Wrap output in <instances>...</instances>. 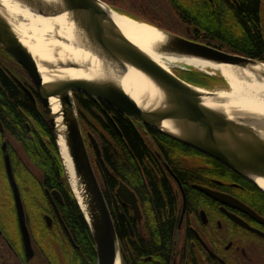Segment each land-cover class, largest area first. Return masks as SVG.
<instances>
[{
    "label": "water",
    "instance_id": "obj_1",
    "mask_svg": "<svg viewBox=\"0 0 264 264\" xmlns=\"http://www.w3.org/2000/svg\"><path fill=\"white\" fill-rule=\"evenodd\" d=\"M13 2L45 17L67 14L74 24L78 39L80 37L82 41L78 48L94 57L99 64V73L94 76L72 77L60 71L82 69L89 73L92 63L73 59L47 61L45 66L49 72L43 74L39 64L41 61L21 41L13 22L8 18V10L0 1V44L25 70L35 86L51 127L57 156L93 239L97 264H121L120 247L111 213L87 149L75 92L92 97L145 126L211 156L264 191V186L259 183V180H264V115L210 106L214 102L224 104L219 94L225 91L194 85L177 74V71L198 70L209 75L212 72L191 66H162L122 32L112 12L127 15L114 10L103 0ZM135 21L153 26L162 33L161 41L153 43L149 49L155 55L195 58L214 65L248 70L254 72L259 80H264L262 61L229 53L144 21ZM129 67L142 73L153 84L155 92L144 93L141 98L128 93L121 79ZM216 72L229 85L221 70ZM15 79L36 102L30 89L17 77ZM55 106L57 110H54ZM0 132H4L1 120ZM89 138L100 155L98 143L91 135ZM2 149L7 177L14 194L23 250L30 259L35 249L6 141ZM53 194L63 201L58 191L54 190ZM119 194L131 196L138 217L140 209L137 199L124 183L120 185ZM47 195L56 207L49 190ZM46 219L50 225L51 218L46 216Z\"/></svg>",
    "mask_w": 264,
    "mask_h": 264
},
{
    "label": "trees",
    "instance_id": "obj_2",
    "mask_svg": "<svg viewBox=\"0 0 264 264\" xmlns=\"http://www.w3.org/2000/svg\"><path fill=\"white\" fill-rule=\"evenodd\" d=\"M152 1L112 0V3L117 7H123L127 3L129 10H125L124 13L135 20L156 25L229 53L264 62V0ZM6 69L13 71L23 82L28 80L30 83L29 78L20 73L19 69L22 71V67L0 46V120L5 129L3 133L0 132V142L2 138H8L11 144L14 142L17 146L18 152L12 149L11 154L16 181L22 190L28 224L32 220L29 213L31 203L35 207L43 208L41 216L44 212L52 210L44 187L50 190L57 189L64 197V204L59 205L61 216L79 246V249L74 248L67 242V238L60 241L45 224L43 227L41 225L37 233L42 242L47 244V248L36 242L37 255L33 264H49L43 260L44 254H72L76 264H96L93 239L57 156L51 127L43 108L39 101L34 103L32 97ZM177 74L188 82L204 88H213L216 85L219 88L227 87L226 81L219 75H209L198 70L177 71ZM189 78L192 81L188 80ZM74 96L83 134L87 138L86 135L89 133L98 140L102 151L99 159L100 171L113 185H117L121 179L133 188L143 186V171L151 178V167L146 160L153 156L150 144L152 139L157 140L172 169L182 181L185 180L181 173L186 169H180V166L184 165L181 158L193 157L191 151L186 150V146L162 134L154 133L152 137L138 126L137 121L104 103L97 102L92 97L77 92ZM88 150L91 158H94L96 153L93 147ZM1 155L0 150V159ZM19 166L23 167L21 174ZM98 169L95 167L102 185L100 178L102 173L100 174ZM4 181L5 183L0 182V187L9 188L6 176ZM152 185L158 187L155 183ZM163 186L166 188V195L160 189L156 191V196L152 199L149 197V201L145 202L151 204L152 209H144V213L147 221L157 220L158 225L155 224L156 227L152 229L154 241L157 238L162 239L164 245H167L175 217L171 209L172 204L169 205L168 202L172 194L166 183ZM0 206L4 209L8 223L13 216L15 220L13 227L9 224L6 226L0 218V225L12 244L11 250L0 243V255L3 256L1 261L4 262L8 261V254L24 252L15 208L8 203L3 193L2 195L0 193ZM60 244H63L61 251L57 247ZM65 264L71 262L66 259Z\"/></svg>",
    "mask_w": 264,
    "mask_h": 264
},
{
    "label": "flooded vegetation",
    "instance_id": "obj_3",
    "mask_svg": "<svg viewBox=\"0 0 264 264\" xmlns=\"http://www.w3.org/2000/svg\"><path fill=\"white\" fill-rule=\"evenodd\" d=\"M107 1L112 3V0ZM151 1L149 0V2ZM112 6L119 12H125V10L120 9L113 3ZM6 70L10 75L15 76L13 71ZM19 71L22 75L28 77L23 68L22 71L20 69ZM18 79L21 80L20 78ZM25 82L23 84L36 97V102L33 100L36 104L39 100L35 86L31 80L30 83L28 80H25ZM138 126L145 133L151 134L152 137H154V133L162 134L139 122ZM89 135L88 133L86 135L87 138L85 137L87 149L93 147L96 154L94 158H91V156L90 158L94 170L95 167H98L100 171L101 147L98 140L92 136L98 143L99 155L95 146L91 143ZM162 135L167 136L165 134ZM4 141L7 142V152L11 158L15 178L16 172L11 153L12 149L17 152L18 149H15L8 139H1L0 175L3 178L6 176L8 180L4 150L2 149ZM150 144L153 148V156L147 158L146 162L151 167V178L143 171V186L133 188L121 179L118 180L117 185H113L108 177H105L100 171V174L102 173L100 177L102 185L101 183L100 185L119 240L121 264H264V191L218 160L183 143L181 144L188 148L186 150L191 151L193 157L181 158V162L184 165L180 166V169H186L181 173L185 179L182 181L180 176L170 166L169 160L164 156L157 140H150ZM22 168V166L18 167L19 174L22 173ZM97 177L99 180L98 175ZM121 183L128 186L136 197L140 209L138 217L133 209L131 196L119 194ZM153 183L159 188L153 186ZM164 183L168 185L167 188L172 194V198L168 202L169 205L172 204L171 209L175 217L167 245H164L162 239L158 240L157 238L154 241L152 229L156 227L155 224L158 225L157 220L147 221L144 213V209H152L151 204H145V202L149 201V197L151 199L154 198L156 191H159V189L162 192L164 191V193L166 192V188L163 186ZM9 186V188L0 187V193L1 195L3 193L8 203L12 204L16 211L14 194L10 183ZM44 189L52 210L42 214L43 223L47 226V229L53 231L54 236L60 241L67 238V242L70 245L79 249L59 210V205L64 204L62 192L57 189L50 190L46 187ZM19 190L24 204L20 186ZM47 190L52 193L57 208L50 201ZM54 190L60 193L63 201L54 196ZM167 213L169 215V207L167 208ZM46 216L51 218L50 225ZM0 218L6 226L9 224L1 206ZM17 226L19 229L18 220ZM40 227L41 224L36 225V232L40 231ZM0 230V243L12 250V244L1 225ZM30 234L32 238L31 230ZM62 245L57 246L58 250L61 251ZM36 255V249L35 254L30 259L25 253L8 254V261L4 262L1 261L3 256L0 255V264H33V261L36 260ZM44 255L45 259L43 260H46L49 264H65L66 259L71 264H76V259L72 254Z\"/></svg>",
    "mask_w": 264,
    "mask_h": 264
},
{
    "label": "bare ground",
    "instance_id": "obj_4",
    "mask_svg": "<svg viewBox=\"0 0 264 264\" xmlns=\"http://www.w3.org/2000/svg\"><path fill=\"white\" fill-rule=\"evenodd\" d=\"M0 1L8 10L10 15L8 18L13 22L21 41L41 61L39 64L43 74L49 72L45 66L47 61L69 59H73L76 62L81 60L87 62L89 60L92 63V69H90L89 73L82 69H64L60 71L68 76L89 77L99 73L98 61L78 48L82 41L80 37L78 39L74 24L67 14L45 17L31 12L28 8L13 2V0ZM112 17L131 41L166 68L181 65L202 70H221L222 75L228 81L230 91L219 94L222 101L225 102L224 104L214 102L210 103V106H218L224 109L233 108L264 115V80H259L254 72L237 70L225 65H214L195 58L155 55L149 49L153 43L161 41L162 33L160 31L153 26L141 24L128 16L116 12H112ZM48 80L46 76V81ZM121 84L128 93L136 98H141L144 93L155 92L153 84L142 73L131 67L126 70L125 75L121 79ZM57 108L55 106L54 110H57ZM259 183L264 186V180H259Z\"/></svg>",
    "mask_w": 264,
    "mask_h": 264
},
{
    "label": "rangeland",
    "instance_id": "obj_5",
    "mask_svg": "<svg viewBox=\"0 0 264 264\" xmlns=\"http://www.w3.org/2000/svg\"><path fill=\"white\" fill-rule=\"evenodd\" d=\"M103 1L106 2L108 5H110L112 8L114 7V6H112V3H109L110 1L109 2L107 0H103ZM157 2H160V1H157ZM161 3H163V2L161 1ZM126 5H128V4L126 3ZM126 5H124L123 7L119 6V8H121L123 10H129V7ZM161 6H163V5H161ZM113 9H115V8H113ZM208 71L212 72V70H208ZM212 75H215V74H212ZM217 75H218V73H217ZM188 80L192 81L190 78ZM207 89L214 90V91H216V90L217 91L222 90V91H227V92L230 91L229 85L226 88H224V87L219 88L218 85H216L213 88H207ZM12 145L14 146L15 149H17V146L15 145L14 142H12ZM0 182L5 183L2 175H0ZM3 186H5V185H3ZM29 210H30L29 213H30V216L32 217V220H31L30 224H28V226H29V229L31 230V233H32L33 245L36 248V242H38L39 245H42L44 248H47V244L42 242L41 238L39 237V234L36 232V225L41 224L42 227L44 226V223H43L44 220H43V217L41 216L43 208L42 207H40V208L35 207V205L31 203ZM9 225H12L14 227V225H15L14 216H13L12 220L10 221Z\"/></svg>",
    "mask_w": 264,
    "mask_h": 264
}]
</instances>
